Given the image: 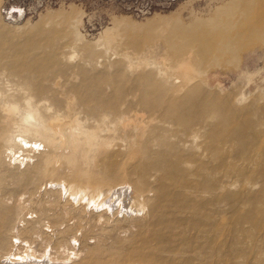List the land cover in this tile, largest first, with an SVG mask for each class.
Returning a JSON list of instances; mask_svg holds the SVG:
<instances>
[{
	"label": "rangeland",
	"instance_id": "rangeland-1",
	"mask_svg": "<svg viewBox=\"0 0 264 264\" xmlns=\"http://www.w3.org/2000/svg\"><path fill=\"white\" fill-rule=\"evenodd\" d=\"M106 31L109 49L99 42ZM127 51L143 63L130 67ZM189 56L198 77L187 82L178 62ZM242 60L249 71L241 70ZM160 65L183 81H164ZM0 70L26 79L61 112L71 106L97 135L108 137L111 161L93 147L94 164L78 169L131 171L124 162L134 131L122 128L121 116L125 124L149 126L145 161L168 167L178 152L162 141V111L144 105L161 96L184 113L182 121L201 124L206 149L188 153L195 165L183 175L196 189L172 201L167 180L151 219L176 220L180 208L194 214L189 229L173 228L186 237L189 254L153 248L159 238L151 232L168 234L158 222L95 225L97 214L78 203V189L67 183L65 192L63 184L50 183L38 159L1 166L0 264H140L143 256L149 264H264V0H0ZM242 92L245 101H239ZM207 188L211 194L203 192ZM21 203L27 206L23 220ZM71 217L85 225L71 224ZM82 231L87 234L79 245L74 236ZM27 251L47 259H19ZM12 253L14 261L7 259Z\"/></svg>",
	"mask_w": 264,
	"mask_h": 264
},
{
	"label": "bare ground",
	"instance_id": "bare-ground-1",
	"mask_svg": "<svg viewBox=\"0 0 264 264\" xmlns=\"http://www.w3.org/2000/svg\"><path fill=\"white\" fill-rule=\"evenodd\" d=\"M108 35L109 32L106 31L105 35H101L99 42L109 49L111 40ZM74 56H76L75 52L70 55V58ZM124 58L130 67L143 63L139 54H132L130 51L125 52ZM145 59L149 66L155 64L153 59L149 57ZM157 68L164 81H183L168 67L160 65ZM178 68L181 74L187 76V82L198 77L197 71L193 68L191 56L180 60ZM251 79L253 80L252 77ZM251 83L247 81L248 85ZM149 85L153 86L151 79H149ZM247 95L248 93L242 92L239 95V101H245L248 98ZM144 105L162 111L159 121L167 127L162 141L172 145L178 152L168 167H162L160 162L151 164L145 161L142 140L149 126L144 129L136 126L137 124H134L135 126L125 124L128 120L125 122L126 118L121 116L123 117L121 119L122 128L134 131V135L128 137L129 151L124 162L125 167L130 166L131 171L115 169L95 173L90 167L78 169L79 163L91 165L94 162V156L91 154L93 147L102 150V158L105 161H111L112 156L106 151L110 143L108 137L97 135L94 129L88 127L87 120H81L75 116L71 111V106H68L67 112H61L48 95H39L26 79L15 72L0 70V167L4 165L26 166L38 159L42 163L41 172L46 179H50V183L54 184L57 181L63 184L65 192L67 183L78 189L77 197L80 199L78 203L87 213L93 211L97 214L95 225H101L103 228L118 225V228L122 229L129 221L132 222L130 223L131 228L141 226L145 222V224H151L152 216L154 217L152 214L156 212L158 204L163 201L167 180L173 188L172 201L179 197H187L193 189H196L195 183L183 175L187 171L192 172L195 165L188 153L194 151L198 155H204L206 149L200 142L201 124L196 121H182L180 114L184 113L180 109L175 110L173 107H168L163 96L148 99ZM107 119L108 117L105 116L101 123ZM114 127L117 129L116 125ZM102 130H107V127L104 126ZM176 166L180 167L178 170L180 173L176 174ZM211 190L207 188L203 192L211 194ZM26 210L25 203L18 205L19 219L23 220ZM176 212L179 217L176 220L152 221L153 226H156L158 222L160 226H163L162 228L168 230V234L151 232L150 235H157L159 238V243L153 248L157 251L179 250L181 254H189L191 250L185 245L186 237H178L179 232H175L173 228L186 231L190 228V221L195 220L196 216L182 208ZM69 220L73 225L79 221L81 225H85V219L71 217ZM86 234L82 231L81 236L75 235L74 241L80 245L83 241L82 237ZM14 237L15 241H20L18 235ZM162 237L166 240L161 241ZM176 242L178 244L173 245ZM121 248L126 249V244L123 243ZM72 253L78 254L79 252ZM16 257L12 253L7 259L14 261ZM31 257L37 260L47 259V257L28 251L19 259L24 260ZM48 258L53 259L50 255ZM137 261L140 264H149L145 256Z\"/></svg>",
	"mask_w": 264,
	"mask_h": 264
},
{
	"label": "crops",
	"instance_id": "crops-1",
	"mask_svg": "<svg viewBox=\"0 0 264 264\" xmlns=\"http://www.w3.org/2000/svg\"><path fill=\"white\" fill-rule=\"evenodd\" d=\"M249 56V55H248ZM250 66L248 65V63L244 64L243 60H242V64H241V70L244 69L245 71H249L250 70ZM262 66H260L259 70H261Z\"/></svg>",
	"mask_w": 264,
	"mask_h": 264
}]
</instances>
